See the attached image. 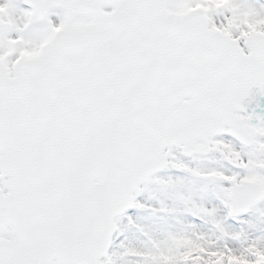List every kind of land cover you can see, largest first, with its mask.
<instances>
[{"label":"snow or ice","instance_id":"snow-or-ice-1","mask_svg":"<svg viewBox=\"0 0 264 264\" xmlns=\"http://www.w3.org/2000/svg\"><path fill=\"white\" fill-rule=\"evenodd\" d=\"M0 264H264V0H0Z\"/></svg>","mask_w":264,"mask_h":264}]
</instances>
